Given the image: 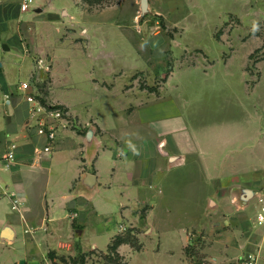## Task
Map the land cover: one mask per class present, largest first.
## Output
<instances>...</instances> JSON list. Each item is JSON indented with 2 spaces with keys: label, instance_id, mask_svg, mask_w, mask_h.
I'll return each mask as SVG.
<instances>
[{
  "label": "crops",
  "instance_id": "crops-1",
  "mask_svg": "<svg viewBox=\"0 0 264 264\" xmlns=\"http://www.w3.org/2000/svg\"><path fill=\"white\" fill-rule=\"evenodd\" d=\"M21 1L0 0V264H53L56 255L107 251L127 229L142 243L118 246L127 264H237L248 253L264 264V223L257 221L264 206V101L248 115L241 109L236 122L198 125L175 98H161V87L135 90L134 65L128 74L106 61L109 78L100 76L99 46L88 38L84 74L63 80L56 49L41 40L28 11L52 13L61 38L83 47L78 36L65 35L58 13L69 10L53 0H33L22 10ZM263 76L261 70L257 84ZM80 79L119 100L80 112L60 93ZM23 81L75 119L60 129L51 152H37L47 138L29 125Z\"/></svg>",
  "mask_w": 264,
  "mask_h": 264
},
{
  "label": "rangeland",
  "instance_id": "rangeland-1",
  "mask_svg": "<svg viewBox=\"0 0 264 264\" xmlns=\"http://www.w3.org/2000/svg\"><path fill=\"white\" fill-rule=\"evenodd\" d=\"M53 3L69 10L70 16L58 13L66 22L65 35L78 36L85 44L79 47L69 44L71 38L62 39L64 33L57 30L59 22L52 13L28 11L36 15L32 21L41 30V40L56 49L63 80L84 74L81 60L92 55L85 50L88 38L99 46L95 56L102 61L101 69L96 68L100 76L109 78L106 61L111 67L112 60L114 71L120 67L128 74L134 65L135 90L161 87V98H175L198 125L236 122L245 113L241 109L248 115L264 101V76L257 84L261 70L264 73V0H149L144 14L141 0ZM77 81L78 86L60 93L82 113L111 97L119 100L115 91L86 79ZM152 243L146 242V255H152ZM72 257L52 256L53 264H115V255L108 250L93 249L76 261Z\"/></svg>",
  "mask_w": 264,
  "mask_h": 264
},
{
  "label": "built area",
  "instance_id": "built-area-1",
  "mask_svg": "<svg viewBox=\"0 0 264 264\" xmlns=\"http://www.w3.org/2000/svg\"><path fill=\"white\" fill-rule=\"evenodd\" d=\"M32 1L33 0H22L21 9H29ZM47 68H49L48 65ZM31 86L29 81H23L20 84V89L26 92V98L31 103L29 108V125L34 127L39 135L47 138L45 146L43 148H37V152H51L58 143L60 129L73 126L75 124V119L64 106L44 102L40 92L37 89L32 92ZM15 148L16 144H12L7 156L9 160L15 158ZM260 200H263V198L261 197ZM257 221L260 224L264 223V206H262L261 210L258 212ZM202 263L205 264L204 261H202ZM256 263L257 255L254 253L245 254L237 260V264Z\"/></svg>",
  "mask_w": 264,
  "mask_h": 264
},
{
  "label": "trees",
  "instance_id": "trees-1",
  "mask_svg": "<svg viewBox=\"0 0 264 264\" xmlns=\"http://www.w3.org/2000/svg\"><path fill=\"white\" fill-rule=\"evenodd\" d=\"M123 242L130 243L135 249H141L142 248V243L140 242L137 235L134 232H132V229H127L125 232L117 235L113 239L111 245L108 248V251L113 252V254L115 255V257L112 258V262L115 264H127V260L121 254H119V252L117 251L118 246ZM195 249H196L195 247L191 246L187 249V251L191 253V252H194ZM80 255H81L82 259H84L86 253L83 252V253L78 254L77 256H80ZM77 256L72 257L73 260L76 261Z\"/></svg>",
  "mask_w": 264,
  "mask_h": 264
},
{
  "label": "water",
  "instance_id": "water-1",
  "mask_svg": "<svg viewBox=\"0 0 264 264\" xmlns=\"http://www.w3.org/2000/svg\"><path fill=\"white\" fill-rule=\"evenodd\" d=\"M148 7H149V0H141V10H142L143 14L148 11ZM4 47L8 48L9 46L7 44H4ZM91 132L92 131H90L89 134H92ZM88 177L93 179L94 175L93 174H89Z\"/></svg>",
  "mask_w": 264,
  "mask_h": 264
}]
</instances>
